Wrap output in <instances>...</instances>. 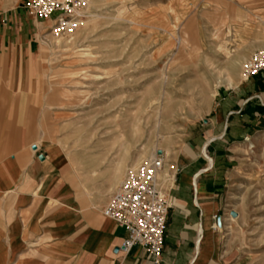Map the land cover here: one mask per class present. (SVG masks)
<instances>
[{"label": "rangeland", "instance_id": "rangeland-1", "mask_svg": "<svg viewBox=\"0 0 264 264\" xmlns=\"http://www.w3.org/2000/svg\"><path fill=\"white\" fill-rule=\"evenodd\" d=\"M67 1L76 30L55 37L47 21L27 68L35 142L59 158L71 193L98 204L156 155L164 157L162 188L172 190L184 165L176 156L205 142L210 121L245 97L233 91L247 89L241 66L264 51V0ZM262 77L254 78L258 93ZM250 122L200 158L215 173L226 221L215 230L235 264H264V115Z\"/></svg>", "mask_w": 264, "mask_h": 264}, {"label": "crops", "instance_id": "crops-1", "mask_svg": "<svg viewBox=\"0 0 264 264\" xmlns=\"http://www.w3.org/2000/svg\"><path fill=\"white\" fill-rule=\"evenodd\" d=\"M22 2L0 0V264H153L140 248L120 250L124 230L102 215L108 199L98 204L71 193L59 158L35 142L28 124L27 68L41 51L48 22L26 12ZM262 76L250 78L246 90L233 91L244 99L236 98L233 112L224 109L210 121L199 135L207 136L205 142L193 140L196 146L176 156L184 165L166 192L171 206L159 264H235L223 255L215 230L218 216L221 226L226 223L215 173L200 158L211 142L239 139L243 123L264 115L254 112L259 100L264 107V93L254 84Z\"/></svg>", "mask_w": 264, "mask_h": 264}, {"label": "built area", "instance_id": "built-area-1", "mask_svg": "<svg viewBox=\"0 0 264 264\" xmlns=\"http://www.w3.org/2000/svg\"><path fill=\"white\" fill-rule=\"evenodd\" d=\"M80 5L81 2L76 3V7ZM21 7L40 21L54 22L51 33L55 37L70 35L78 26L75 5L70 1L23 0ZM241 72L246 79L264 75V51L252 54L242 64ZM163 167V155H156L128 170L102 209V215L125 232L120 250L127 254L140 248L153 264L161 261L170 208L160 181Z\"/></svg>", "mask_w": 264, "mask_h": 264}, {"label": "water", "instance_id": "water-1", "mask_svg": "<svg viewBox=\"0 0 264 264\" xmlns=\"http://www.w3.org/2000/svg\"><path fill=\"white\" fill-rule=\"evenodd\" d=\"M31 149H32V150H35L36 147H35V146H32ZM39 160H43V156H39ZM230 216H231L232 218H234V217H236V214H235L234 212H230ZM216 226H217L218 228L221 227V222H220V217H219V216H218L217 219H216Z\"/></svg>", "mask_w": 264, "mask_h": 264}]
</instances>
